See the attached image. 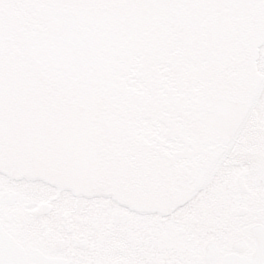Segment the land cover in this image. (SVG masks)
<instances>
[{"label":"snow or ice","instance_id":"obj_1","mask_svg":"<svg viewBox=\"0 0 264 264\" xmlns=\"http://www.w3.org/2000/svg\"><path fill=\"white\" fill-rule=\"evenodd\" d=\"M0 264H264V0H0Z\"/></svg>","mask_w":264,"mask_h":264}]
</instances>
